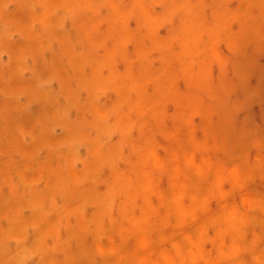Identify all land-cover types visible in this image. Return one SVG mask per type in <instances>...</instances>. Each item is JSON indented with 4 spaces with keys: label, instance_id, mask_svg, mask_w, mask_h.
<instances>
[{
    "label": "clouds",
    "instance_id": "clouds-1",
    "mask_svg": "<svg viewBox=\"0 0 264 264\" xmlns=\"http://www.w3.org/2000/svg\"><path fill=\"white\" fill-rule=\"evenodd\" d=\"M253 56L264 0H0V264H264Z\"/></svg>",
    "mask_w": 264,
    "mask_h": 264
},
{
    "label": "rangeland",
    "instance_id": "rangeland-1",
    "mask_svg": "<svg viewBox=\"0 0 264 264\" xmlns=\"http://www.w3.org/2000/svg\"><path fill=\"white\" fill-rule=\"evenodd\" d=\"M252 60L253 63L248 68L251 73L250 86L253 89L259 88L260 95L254 97L246 114L264 127V56H253Z\"/></svg>",
    "mask_w": 264,
    "mask_h": 264
}]
</instances>
